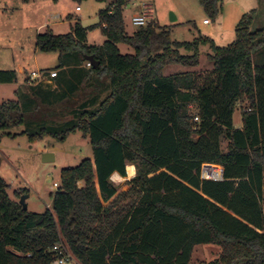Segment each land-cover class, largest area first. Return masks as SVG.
I'll use <instances>...</instances> for the list:
<instances>
[{"label":"trees","instance_id":"trees-1","mask_svg":"<svg viewBox=\"0 0 264 264\" xmlns=\"http://www.w3.org/2000/svg\"><path fill=\"white\" fill-rule=\"evenodd\" d=\"M223 1L198 0L212 20ZM124 4L115 0L100 10L93 26L75 22L67 35H37L36 50L59 54L56 88L26 79L16 101L0 103L1 135L63 142L80 133L92 156L63 170L43 213L29 212L20 196L10 199L0 177V264H52L59 242L75 264H190L198 245L219 247L209 264H264V61L252 59L264 51V27L251 29V11L222 48L208 37L171 41L167 28L152 21L129 36ZM95 28L105 38L100 46L86 43ZM119 44L133 54H120ZM207 45L214 80L201 84L190 70L163 74L170 65L197 67ZM89 56L96 65L84 68ZM16 81L15 71L0 70V84ZM88 82L94 90L82 110L59 122L65 111L76 114L60 105ZM242 101L241 128H235ZM59 124L68 127L59 131ZM16 127L30 131L12 133ZM128 164L136 168L129 181L136 198L117 210L110 178L126 177ZM204 166L220 177H202Z\"/></svg>","mask_w":264,"mask_h":264},{"label":"rangeland","instance_id":"rangeland-1","mask_svg":"<svg viewBox=\"0 0 264 264\" xmlns=\"http://www.w3.org/2000/svg\"><path fill=\"white\" fill-rule=\"evenodd\" d=\"M114 1L0 0V70H13L17 74V81L12 85L0 84V103L16 101L19 86L25 83L31 72L58 68V52L36 50L37 35L46 32L54 36L67 35L75 22H79L82 27L93 26L99 22V10L105 9ZM251 11L255 14V25L251 29L264 27V0H224L222 13L214 20L205 13L198 0H127L123 6V21L126 34L131 36L138 29L132 24V17L146 13L149 21L167 28L171 41L192 43L200 37H208L216 47L222 48L235 40L238 22ZM170 14L176 17L174 22H170ZM203 20H208L209 25H204ZM104 40L99 28L88 30V45L100 46ZM118 49L122 55L133 54V50L127 45L119 44ZM209 53L211 49L208 45L201 46L197 67L170 65L164 68L163 74L167 76L190 70L195 72L201 84L214 80L212 65L207 60ZM180 54L186 53L180 50ZM252 59L254 65H260L264 61V51H258ZM83 66L87 68L86 63ZM19 67L22 73L18 72ZM51 84L49 85L52 87ZM91 84L88 82L81 85L71 100H65L60 105V108H73L76 114L65 111L59 122L74 120L82 110V102L88 101L93 94L94 87ZM21 88L22 86L20 90ZM107 95L108 92H103L101 98ZM245 106L246 102L242 101L235 109V128H241V112ZM190 111L194 114L195 108ZM67 127V124H59L56 129L60 131ZM38 128H33V131ZM24 129L25 127H16L11 132L20 133ZM48 152L54 155V161L44 163L42 155ZM91 158L89 141L80 133L69 135L63 142H56L50 136L29 141L26 134L13 137L0 134V177L8 185L7 194L10 199L16 200L17 196H20V200L23 198L29 212L43 213L51 209L53 195L60 186L63 170L77 166L83 159ZM110 181L119 194L110 203L117 210H122L135 200L136 195L131 193L132 186L128 180L111 176ZM54 183H57V189L53 187ZM77 185L81 187L83 183L78 182ZM219 252V247L214 245L195 246L190 264H209L218 258Z\"/></svg>","mask_w":264,"mask_h":264},{"label":"built area","instance_id":"built-area-1","mask_svg":"<svg viewBox=\"0 0 264 264\" xmlns=\"http://www.w3.org/2000/svg\"><path fill=\"white\" fill-rule=\"evenodd\" d=\"M78 10V8H76ZM131 22L134 26L140 28V27H145L148 22L149 18L146 13H141L139 15H135L132 17ZM204 24H208V20H204ZM91 64L88 62L86 64V67H90ZM57 77V72L56 71H51V72H44V71H36V72H31L30 75L27 78V83L29 85H35V84H51V81ZM197 120V118H195ZM217 173V175H216ZM219 171L204 166L202 169V177L204 178H211V179H218L220 174L218 175ZM54 188H58L57 183L53 184ZM52 252L55 254V260L52 264H75L73 261V258L71 257L70 253L66 249V247L61 243H57L53 246ZM29 256V255H28Z\"/></svg>","mask_w":264,"mask_h":264},{"label":"water","instance_id":"water-1","mask_svg":"<svg viewBox=\"0 0 264 264\" xmlns=\"http://www.w3.org/2000/svg\"><path fill=\"white\" fill-rule=\"evenodd\" d=\"M175 20H176V17L173 14H170V22H174ZM86 60L90 64H93V66L96 65V62L94 61V59H93L92 56L87 57ZM42 161L44 163L53 162L54 161V155L52 153H49V152L48 153H45V154L42 155ZM20 204H22L24 208L27 207L26 204H25V202H24V199L23 198L20 200Z\"/></svg>","mask_w":264,"mask_h":264},{"label":"crops","instance_id":"crops-1","mask_svg":"<svg viewBox=\"0 0 264 264\" xmlns=\"http://www.w3.org/2000/svg\"><path fill=\"white\" fill-rule=\"evenodd\" d=\"M126 2H127V0H125V4H124V6L126 5ZM113 3H114V2H113ZM113 3H112V4H113ZM101 10H102V9H101ZM99 11H100V10H99ZM53 17H57V15H53ZM203 22H204V20H203ZM204 25H209V23H208V24H204ZM85 67H86V66H85ZM54 69H55V68H52L51 70H52V71H56V72L58 71V70H54ZM45 70H47V69H41V71L46 72ZM18 72H19V73H22V69H21L20 67L18 68ZM49 72H51V71H49ZM27 78H28V76L26 77V79H27ZM51 82L53 83V84H51V85H53L51 88H52V89H55V88H56V81H55V78H54ZM12 84H13V83H12ZM12 84H11V85H12ZM21 86H22V89H23V88L25 87V83L22 84V85H20V86H19V89H20ZM16 95H17V94H16ZM128 165H132V166L134 167L133 164H128ZM128 165H127V166H128ZM127 166H126V167H127ZM134 168H135V167H134ZM125 171H126V169H125ZM114 174H117V173H114ZM112 176H113V175H112ZM118 176H119V175H118ZM126 176H127V171H126ZM119 177H120V179H123V178H124V179L130 181L133 177H135V175H134L132 178H129V177H121V176H119ZM81 187H82V186H81ZM193 250H194V249H193ZM192 252H193V251H192Z\"/></svg>","mask_w":264,"mask_h":264},{"label":"bare ground","instance_id":"bare-ground-1","mask_svg":"<svg viewBox=\"0 0 264 264\" xmlns=\"http://www.w3.org/2000/svg\"><path fill=\"white\" fill-rule=\"evenodd\" d=\"M126 171H127V177H129V178H132L135 175V168L132 165H128L126 167ZM113 176H115L118 179H120V177L118 176V174H113Z\"/></svg>","mask_w":264,"mask_h":264}]
</instances>
